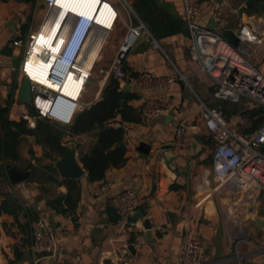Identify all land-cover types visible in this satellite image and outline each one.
Returning <instances> with one entry per match:
<instances>
[{
  "label": "crops",
  "instance_id": "crops-1",
  "mask_svg": "<svg viewBox=\"0 0 264 264\" xmlns=\"http://www.w3.org/2000/svg\"><path fill=\"white\" fill-rule=\"evenodd\" d=\"M163 2L171 3L175 14L165 10L163 6L160 7L184 22L181 0H163ZM130 3L132 6L133 0H130ZM244 3L243 0H234L233 6L228 9L226 0H222L221 3L210 0L201 1L198 23L209 29L212 21H215L219 31L230 28L236 34L245 27V31L255 35L256 38L252 42H241L243 55H245L243 48L247 49L248 46L250 52V45L257 42L264 57V44L260 41L264 37V32L256 30L252 14L248 15L244 10L242 14L238 13V9ZM42 9L43 6L39 0H34L30 4L0 2V102L6 98L15 71H17V87L20 81V60L15 69L12 59L3 55L1 51L6 44L11 46L13 40H24L29 33L35 32ZM124 14L121 20L116 22L113 30L108 33L103 46L94 51L91 79H96L98 90L93 94L95 97L84 101L85 87L82 96L84 109L99 100L104 85L109 77L113 76L110 72L111 62L126 37L127 26L138 24L135 17ZM137 18L139 19L138 16ZM140 22L142 23L141 20ZM142 40L145 39L142 38L139 41ZM156 42L157 47L149 45L143 53L133 52L132 48L122 61L121 69L125 73L147 72L156 77L174 79L173 83L163 91L132 87L130 92L136 93L139 98L130 102L129 105L136 109L140 121L139 123H123L127 147L125 165L119 169L107 171L102 181L89 183L78 155L80 152L88 151L94 142L93 134L78 135L67 140L75 141L76 161L84 170L83 176L72 179L80 187L77 207L72 215H58L47 208V199L60 194L65 195L67 187L56 186L49 181L51 177L58 181L63 180L57 170L55 173L48 170L49 166H54L55 161L43 159L42 149L34 145L32 138H23L27 146L32 148L34 158L38 159L26 155L24 147L23 155H21L18 147L20 159L8 167L15 166L19 171L28 172L29 176L15 185L10 184L7 176V179L1 177L0 202L6 194L15 195L21 199L25 207L34 211L38 219L45 221L50 229L49 223L52 221L55 227V230H51L56 241V253L53 256L37 258L32 256L29 249L30 238L20 226L24 223V218L20 216L19 224H17L12 216L1 214L0 264H9V262L10 264H177V254L189 232L199 238L205 263L264 264V225L262 228L257 227L254 223L256 218L252 219L253 225L246 232L245 242L237 246L236 251L241 254L239 256L232 252L235 248L225 230V225L234 232V228L243 223L236 220H222L214 200L206 201L202 209H196L194 206L195 196L203 189V179L212 166L211 153L209 157L205 155L209 137L201 123L199 103L215 107L218 102L212 98L214 85L211 80L200 73L198 66L190 60L188 53L190 38L185 25L183 32L156 40ZM21 52V48H16V52L13 48L12 54L18 57ZM259 69L264 74V64ZM179 75L185 79L186 83L180 79ZM117 80L120 87L126 83L122 79ZM147 100L164 103L167 107L166 112L153 120L142 119L139 111ZM222 107L231 109L230 105ZM238 107L243 109L248 107V103L242 101ZM225 118L230 126H234L242 118L248 117L235 114ZM9 119L18 121L12 112V105L9 110ZM181 122L189 128L186 146L182 149L172 147L169 154L171 160L166 163L163 152L165 149L162 147L172 143L175 128ZM111 125L118 127L119 118H116ZM251 130L254 129L248 131L251 132ZM140 143L151 146L152 158L137 152ZM173 184L177 185L175 189L171 188ZM128 190L135 191L141 201L140 207L135 211L140 212V217L136 216L135 220L133 219L135 212L128 218L119 219L108 206L110 197ZM261 192L258 191L254 195L251 192L246 194L248 199L256 202ZM236 205L237 203L231 204L228 213H232ZM248 209L250 214L255 213L254 206L249 205ZM257 218L264 221V214ZM145 220H148L151 226L148 230L142 227ZM130 238L134 239L133 243H129ZM128 246L133 247L131 253L127 250ZM14 248L22 253L21 260L16 262H13Z\"/></svg>",
  "mask_w": 264,
  "mask_h": 264
},
{
  "label": "built area",
  "instance_id": "built-area-1",
  "mask_svg": "<svg viewBox=\"0 0 264 264\" xmlns=\"http://www.w3.org/2000/svg\"><path fill=\"white\" fill-rule=\"evenodd\" d=\"M39 1L43 9L35 32L29 33L24 40L15 39L11 44L12 49L21 48L23 53L19 63L20 81L12 103V112L18 121H26L28 128H34L37 119L62 126L72 124L74 117L84 109L82 96L88 81L92 78L94 51L103 46L108 33L113 30L116 22L121 20L123 13L135 17L138 24L127 26L126 37L111 62L112 75L116 79L124 80L131 87H141L144 90L163 91L173 83L174 79L170 77H156L147 72L133 75L122 71L124 56L140 39H147L150 46L157 47V42L135 15L130 0H96L94 12L96 26L89 36L83 53L71 66L72 69L67 73L68 77L60 84H55L38 63L30 62L35 51L40 52L54 45L46 39L47 27L55 15V6L59 3L56 0H50L48 3L45 0ZM65 1L67 0H60V3ZM201 1L204 0H181L182 17L190 38L188 48L190 60L198 66L199 72L213 83L212 98L218 103L226 101L230 106L245 101L264 109V74L244 57L241 47H233L221 36L218 29L210 30L199 25ZM74 22L75 19L69 16L61 28L62 33L68 34ZM238 35L240 43L252 42L256 38L255 35L245 31V27L240 29ZM41 37L43 40L40 39ZM260 41L264 44L263 38ZM38 69L41 70L40 77H33ZM23 79L29 82L30 106L18 102L19 88ZM180 79L186 83L183 77L180 76ZM68 82L75 96L64 92ZM199 109L202 126L212 143V166L203 179V189L195 196V208L202 209L212 193H217L224 187L234 191L251 192L252 195L258 191L264 192V112L260 125L249 132L248 130L252 129V121L257 117L242 118L237 124L230 126L219 107H209L200 102ZM31 110L33 115L30 114ZM166 110L164 103L147 100L141 106L139 115L144 120H153L163 115ZM188 131L189 128L184 122L177 125L171 143L173 148L182 149L186 146ZM211 176L214 179L213 184H211ZM140 205L141 201L133 190L116 194L108 200L109 208L119 219L130 217ZM30 229L31 255L36 258L55 255V237L45 221L33 220ZM241 242L245 240H239L237 245ZM236 254L239 253L236 251ZM203 256V247L199 238L189 232L177 254V264H215L205 263Z\"/></svg>",
  "mask_w": 264,
  "mask_h": 264
},
{
  "label": "trees",
  "instance_id": "trees-1",
  "mask_svg": "<svg viewBox=\"0 0 264 264\" xmlns=\"http://www.w3.org/2000/svg\"><path fill=\"white\" fill-rule=\"evenodd\" d=\"M9 1L18 4H30L34 0H0L1 3ZM256 3L264 7L261 2H253L244 9V12L250 15V10ZM132 8L157 41L183 32L185 22L168 14L162 7L157 5V0H133ZM123 70H125L124 67ZM131 74L135 75L136 73ZM16 76L17 71H15L12 80L11 90L7 92L3 102H0V178L7 179L6 170L8 165L20 159L18 147L24 137L32 138L34 145L42 149L43 159L56 161L63 156L65 144L69 138L93 134L94 142L88 151L80 152L78 155L79 162L86 171L89 183L102 181L107 171L119 169L125 165L127 147L123 123H139L140 121L136 109L129 105L130 102L139 98L136 93L122 90L119 81L114 76H110L101 91L99 100L79 112L74 117L71 125L62 126L47 120L37 119L34 128H28L26 121L9 119V110L14 101L17 88ZM215 107H221L220 109L226 117L240 114L253 119L257 116L258 119L252 123L253 129L260 125L264 112L263 108H257L250 103H248V107L243 109L238 107V104L231 106V109L228 108L229 106L222 107L219 103ZM30 114H34L32 110ZM116 118H119L120 125L112 127L111 124L115 122ZM207 143L212 144L210 139L207 140ZM28 153L33 159H38L34 158L32 148H29ZM48 170L53 173L56 172L54 166H49ZM49 181L56 186L64 185L67 187V193L47 199V208L58 215H72L77 207L80 195L79 185L72 179L58 181L51 177ZM1 214L12 216L17 224H19V217L22 216L24 223L20 226L30 238L31 244L30 224L33 220L38 219L34 211L25 207L17 196L6 194L0 202V216ZM133 242L134 239L130 238L129 243ZM21 256L22 253L14 248L13 262L21 260Z\"/></svg>",
  "mask_w": 264,
  "mask_h": 264
},
{
  "label": "water",
  "instance_id": "water-1",
  "mask_svg": "<svg viewBox=\"0 0 264 264\" xmlns=\"http://www.w3.org/2000/svg\"><path fill=\"white\" fill-rule=\"evenodd\" d=\"M218 3H221L222 0H216ZM253 2H261L264 4V0H246L242 7L238 9V13L242 14L243 10L247 7H249ZM158 6H163V8L167 11H169L172 14L174 13L173 5L171 3H165L163 0H157ZM210 30L218 29V25L215 23V21H212L211 25L208 27ZM221 36L230 43L233 47L239 48L241 47L240 38L239 35L236 34L232 29L225 28L221 29ZM264 42V37H263ZM149 46V41L147 39L139 41L136 43V45L133 47V52L143 53L147 47ZM13 49L9 44H6L1 53L5 56H8L12 59L13 67L16 69L18 66L19 58L14 57L12 54ZM122 90L130 92L132 87L129 84L123 83L121 85ZM11 90V85L9 87V91ZM18 102L22 104H26L27 106H30L31 104V93H30V87L29 82L27 79H23L20 84L19 93H18ZM222 106L227 105L226 101H223L221 103ZM165 149L164 155H165V162L169 163L168 161L171 160V157L169 158V154L171 152L172 145L171 143L163 145L162 147ZM150 151H153L150 145L145 143H140L137 147V152L140 154L147 156L148 158H152L153 153H150ZM54 167L57 170V173L59 176L63 179H78L81 176L84 175V170L78 165L75 157V141H67L65 144V152L63 156L55 161ZM174 169V167H171ZM6 176L10 182V184L15 185L18 184L24 180H26L29 176L28 172L19 171L15 166H10L6 170ZM177 187L176 184H173L171 186L172 189H175ZM140 217V212H135V215L133 216V219L135 220V217ZM254 223L257 227L262 228L264 225V221L262 219L256 218L254 220ZM51 229L55 230V227L52 225V221L49 223ZM142 227L145 230H148L151 228L149 221L145 220L142 223ZM148 236V234H146ZM127 250L129 253L133 250L132 246H128Z\"/></svg>",
  "mask_w": 264,
  "mask_h": 264
},
{
  "label": "clouds",
  "instance_id": "clouds-1",
  "mask_svg": "<svg viewBox=\"0 0 264 264\" xmlns=\"http://www.w3.org/2000/svg\"><path fill=\"white\" fill-rule=\"evenodd\" d=\"M50 0H45L48 3ZM78 0H67L55 6V15L50 21L47 32L49 43H54L51 49L38 52L39 65L55 84H60L68 77L71 66L82 55L91 32L96 26L94 11L91 5ZM61 13L64 14L61 19ZM79 13H83L80 15ZM75 19L68 34L62 33L61 28L68 17ZM88 17H91L89 19ZM47 37V38H48ZM58 45L57 51H53Z\"/></svg>",
  "mask_w": 264,
  "mask_h": 264
},
{
  "label": "rangeland",
  "instance_id": "rangeland-1",
  "mask_svg": "<svg viewBox=\"0 0 264 264\" xmlns=\"http://www.w3.org/2000/svg\"><path fill=\"white\" fill-rule=\"evenodd\" d=\"M226 3H227L226 6L229 9V7L233 6L234 0H226ZM250 13L253 15L251 17L254 18L253 23L257 27L256 30L259 32H264V7H262L261 4L256 3L251 8ZM256 36H257V39H259L258 35ZM244 49L245 48H243L245 58L251 64L255 65V67H258L259 69L260 66L264 64L263 51L260 45L257 42L254 45H250L251 53L248 50V46H247V49L245 50ZM14 52H16V48H14ZM22 54L23 53L21 52L20 55L18 56L19 60L21 59ZM97 90H98V85H97L96 79L93 78L89 80L86 85V93L84 94V101L85 100L89 101L92 99V97H95V95L93 96V94L96 93ZM72 138H69V139H72ZM23 147L25 149L26 155H29L27 152L29 147L27 146V142H25V139H23L19 145V151L21 155H23ZM210 153H211V144L206 145V148H205L206 157H209ZM210 178H211V184H213L214 179L212 176ZM208 192L212 193L211 191H208ZM209 200H214L216 206L219 208V216L222 220H236V221H240L241 223H243V225L235 227L234 232L230 231V228L225 225V230L229 234V237L232 241L233 248H235V251L234 249H232V252L234 254L236 253V249L238 246L237 242L241 239L243 240L246 239V232L253 225L252 219L260 217V215L264 214V193L261 192L259 194L257 201L253 202L252 200L248 199V195L246 193L240 192V191H234L230 188L224 187L220 189L217 193H212L211 198H209ZM233 203H237V205L234 207L232 213H228L229 207ZM249 205L254 206V210H255L254 214L249 213L248 211ZM240 229H241V232L239 233L238 230Z\"/></svg>",
  "mask_w": 264,
  "mask_h": 264
},
{
  "label": "bare ground",
  "instance_id": "bare-ground-1",
  "mask_svg": "<svg viewBox=\"0 0 264 264\" xmlns=\"http://www.w3.org/2000/svg\"><path fill=\"white\" fill-rule=\"evenodd\" d=\"M78 1H83L84 3H86V4H89V5H91V9H92V11H94V9H95V7H96V2L95 3H90V2H87V0H78ZM83 3V4H84ZM47 37H48V32H47ZM47 40H50V37H48V38H46ZM41 41V40H40ZM46 49H51L50 47H48V48H46ZM57 49H58V45H56V47L54 48V50L53 51H57ZM37 55H38V50L37 51H35V53H34V55L31 57V59H30V62H35V64H39V60L37 59ZM37 66V65H36ZM37 68V67H36ZM40 69H38V71H35L34 72V74H33V77H40ZM42 83H45V82H42ZM64 92L65 93H67V94H69V95H72V96H75V92H73L72 90H71V88L69 87V82L67 83V85H66V87H65V89H64ZM241 231H239V233H240Z\"/></svg>",
  "mask_w": 264,
  "mask_h": 264
},
{
  "label": "snow or ice",
  "instance_id": "snow-or-ice-1",
  "mask_svg": "<svg viewBox=\"0 0 264 264\" xmlns=\"http://www.w3.org/2000/svg\"><path fill=\"white\" fill-rule=\"evenodd\" d=\"M57 3H60V0H56ZM87 2H90V3H95L96 0H87ZM80 15H83V13H79ZM63 16L64 14L61 13V19H63ZM89 19H91V17H88ZM41 40H43V37L40 38Z\"/></svg>",
  "mask_w": 264,
  "mask_h": 264
}]
</instances>
